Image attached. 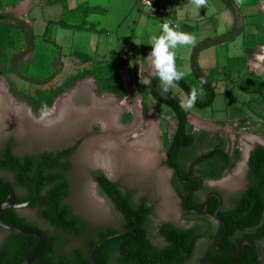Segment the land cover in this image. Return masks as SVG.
I'll return each instance as SVG.
<instances>
[{"label": "rangeland", "instance_id": "1", "mask_svg": "<svg viewBox=\"0 0 264 264\" xmlns=\"http://www.w3.org/2000/svg\"><path fill=\"white\" fill-rule=\"evenodd\" d=\"M178 11L180 12V10ZM114 15L119 17V12H115ZM79 19L82 21V17ZM112 23L115 25L116 19ZM110 29H108L107 33H100L101 39L102 42L111 39L112 44H114L117 40L116 28ZM260 29V25L255 28L256 31H260ZM31 31L30 28L23 29L16 24L0 22V83L4 82L7 86V93L15 98L14 101L12 100V105L16 107L23 105L27 108H32V114L41 118L54 109V106L57 105L55 101L68 95V92L78 82L81 84L87 83L91 86L92 90L96 91L99 97L115 96L119 101L128 104V109L120 120L121 126L126 125L128 128H131L134 125L133 127L136 129L143 126V128L146 127L147 129L148 122L153 120L160 130V137L158 136L161 141L159 152L162 157L165 156L176 130V118L171 109L165 105L156 103L153 98L149 97L148 89L144 86L148 81L142 80L141 83L136 84L138 90L135 89L133 77L127 74V66H123L124 68L121 70L119 69L121 80L118 79L119 66L109 55H105L104 57L103 50H100L98 53H91L94 59L71 55L70 59L65 61L66 69L62 74L61 69H57L56 67L60 66L56 64L55 58L58 48H75L76 42L72 41L70 43L68 41L69 36L62 38L58 36V32L60 33L61 31L58 28H52L51 34L45 37L43 35L40 36L37 29L35 37L36 54L33 56L30 55L31 47H33ZM260 37L264 38L262 32H260ZM234 40L230 39L229 46L227 47L230 50V55L242 57L239 60L233 61H236L234 63L235 69L241 68V75L235 79L233 84L234 86L236 84L238 86H236V92L229 93L227 100L220 94L211 108L193 110L202 116L214 114L221 118L223 116L222 111L225 108L224 105L228 103L230 106L235 107L233 109V118L229 123L215 122L216 124L209 123L203 126L199 124L200 122L197 121L198 118L193 112H190V133L197 136V141L182 156L184 164L189 165L196 156L205 153L221 141L224 142L226 151L229 153L236 151L237 162L230 174L225 175L220 181H208L204 188L206 193L215 189V187H224L223 193L228 197V201H230V191L226 189V186L236 189L245 181L251 151L259 145L264 146V142L261 143L260 141H264V45L262 48L258 47V51L256 50L260 57L250 59L249 64L245 67L243 58L245 56V46L251 48L255 39L245 36L237 39L235 42ZM84 42L86 40H82L78 44L86 48L87 44ZM201 43H198L196 47L200 46ZM227 48L223 50V53H227ZM66 54L67 52L64 53V55ZM261 56H263V59ZM206 62L209 64L202 62L203 69L214 83L216 81L214 79L215 75L219 74V72H216V69L211 67L216 64L217 60L213 58L212 61ZM232 66L233 63L230 61L228 70ZM244 67L245 69H243ZM180 70L185 73V78L191 84H194L195 77L194 74L191 76L192 70L190 64L187 62ZM169 93L180 100L184 99L185 102L187 101V95L177 85ZM37 104L40 109L33 107ZM43 110L45 111L43 112ZM214 110L218 112L215 113ZM142 116L145 118L144 122L142 121ZM82 126L85 127V125ZM124 133L121 134L123 139L127 143H131L133 135L127 134L123 136ZM202 133H206L208 138L202 140ZM129 134H132V132H129ZM43 135L39 133H29L26 135L14 123L3 124L1 126L0 147L2 149L7 141H13L17 151L32 153L54 144L50 133H44ZM122 171L114 172V174L118 173L126 186L130 187L135 193L151 194L155 198L157 211L150 222V227H156L157 224L168 219H175L178 216L180 213L179 199L169 184L172 176L171 170L167 167L156 168V173H152V175H146L136 169ZM0 176L9 177L8 174L2 172H0ZM230 178H234L235 180L233 179L228 183H224ZM228 205L231 206L232 203L228 202ZM30 214L32 216L31 212ZM88 216L92 218L91 215ZM154 232L150 231V237L154 238ZM82 244L81 239L72 238L66 242L63 248L65 251H71L79 249ZM201 247L202 245H200ZM196 259L197 257L191 264H195Z\"/></svg>", "mask_w": 264, "mask_h": 264}, {"label": "flooded vegetation", "instance_id": "2", "mask_svg": "<svg viewBox=\"0 0 264 264\" xmlns=\"http://www.w3.org/2000/svg\"><path fill=\"white\" fill-rule=\"evenodd\" d=\"M79 84L80 82H78L77 85L68 92V95L70 92L76 90ZM92 94V98H102L97 95L95 90H92ZM88 95H77L75 100L76 102H78L77 100H90L89 98H91V95L89 93ZM44 111L45 110H43V112ZM124 114L125 111L121 116H124ZM67 115L66 117L68 118L65 117L62 122L46 129H37V131L27 132L19 128L26 135L29 133H39L44 136V133H50L52 138L51 140L54 141V144L50 145L49 147L36 150L32 153H22L17 151L13 141H7L2 149L0 147V160L4 157L3 155L9 142L12 143L13 154L16 157L21 158L22 162H25L26 158L33 159L32 164H27L24 167H21V171L19 172L5 169L0 165V172L9 175V177L0 176V180L4 179L11 182L16 192L17 201L20 203L33 200L37 196L38 189L40 198L34 205L28 208L15 209L14 211L17 213L19 218L24 220L25 223L22 225L38 227L43 230L46 235V240L47 233L62 237V240L57 242L58 254L56 257L58 259L75 252L76 249L65 251L63 248L66 242L72 238L81 239L83 244L79 249L88 252L87 242L90 238L101 242L102 240L114 236L120 232H125L124 234L115 237L106 243L107 247L100 254V257L106 262V264H163V262L166 260V257L163 255V253H159V255H153L150 248L145 246L143 243V237L140 231H148L147 239L151 241L154 247L160 251H164L170 246V243L160 232L170 231L169 229L162 227L165 224H170L172 227L178 230H191L194 234H203V236L196 242L191 258H189L185 264H191V262L195 261L196 257L197 259L195 264H197L198 261L203 258L214 260L213 257H211L212 253L218 257L227 255L224 252L214 251L213 248L215 240L221 237L224 232L220 231V228H223V224L216 220L215 214L212 216L210 213L211 200L213 198L217 200L219 208V198L216 196H212L210 198L209 211L206 215L195 213L194 211H203H199L189 205V200L191 197H193L200 202H207L208 194L210 192L216 191L219 192L223 198V207L220 212L231 209L234 206L236 200H238L251 185L249 164H247L245 181H243V183L238 188L231 189L229 186H226V189L230 191V201H228V197L223 193L224 187L218 186L206 193L204 188L206 187L205 185L208 181H220L225 175L230 174L232 169H227L223 178L217 180L205 179L200 173H196L192 181H198L199 187L187 189L184 196H182L175 186V180L178 179V175L181 177L180 173L183 174V168L173 165L171 162H169L172 152L170 145L167 148L165 156L162 157L161 153L159 152V147L161 146V141L159 139L160 146L152 148L156 152V159L152 166L148 169L140 166L138 163H130L121 168H116L114 165V167L108 170L101 165L97 158H95V152L98 150L96 147L97 143L100 142V147L103 149L106 155H109V150L114 146L112 140H121L119 141V144L121 143V147H125L126 144H132L134 142L135 135L129 134V131H127L129 128L126 125L122 126L121 130H117L113 126L110 127L101 118L70 119L72 117ZM121 116L119 118V122H121ZM144 120L145 118L142 116V121L144 122ZM82 125H85V127ZM133 126L131 128H134ZM142 128L143 126L141 128L137 127V129L134 128V130H137V133L141 135L144 133L146 127L143 129ZM158 131L160 132L159 129ZM123 133V136H126L127 134L133 135V141L131 143H127L121 136ZM45 154L50 155L46 161H44V158L42 157ZM110 166H112L111 163ZM160 167H167L172 172L169 184L179 199L180 213L175 219H168L157 224L156 227H150V222L154 218V215L157 211L155 198L151 194L147 195L139 192L135 193L130 187L123 183L118 173L114 174V172H121L122 170V172H124L126 170L128 171L131 169H136L146 175H152V173H156V168L159 169ZM101 175L105 176L111 183L116 184L118 186V190L123 195L119 196L116 194L115 197H111L110 195L106 194L99 182V177ZM180 181L182 182V186L184 188L192 183L191 180L183 181L181 178ZM65 185L67 189L66 195L64 193ZM53 190H56L55 193L50 195V192ZM112 190L113 192H116L114 189ZM187 193H190V195L186 204V209H189L190 211L185 210L182 206ZM228 202H231L232 205L229 206ZM144 203L146 205L142 207V204ZM131 205L134 206V209L131 208ZM59 206L62 208L68 207L70 210V214L66 212L63 213L65 215V219L60 215L55 216L57 222L63 225L62 227L54 224L49 218L44 216L45 212L53 216L52 209L55 208V211L57 212ZM146 207H152V212L148 216L146 227L143 228L141 227L140 219L143 217ZM30 212L32 213L33 217L31 216ZM88 215H91L92 218ZM75 220H78L77 226L80 228V230L84 231L81 236L70 235L65 232L68 230L64 227V225L71 226ZM208 229H210V231H207ZM150 231H155L153 233L154 238L150 237ZM258 231L260 230L232 231V236L227 242L231 248L222 246L224 243H226V239L229 236V231H227L225 238L219 243L217 249L219 251L230 250L237 252L238 244L243 239L252 240L260 244L264 249V236H261ZM11 233L13 232L0 228L1 251L6 247L7 244L11 242ZM35 239L37 244L39 239L37 237H35ZM200 245H202L201 248ZM234 246H236V249H233ZM252 250L258 253L259 260V251L248 244L242 246L241 255L239 257H242L247 251L252 253ZM201 252L203 253L199 256Z\"/></svg>", "mask_w": 264, "mask_h": 264}, {"label": "crops", "instance_id": "3", "mask_svg": "<svg viewBox=\"0 0 264 264\" xmlns=\"http://www.w3.org/2000/svg\"><path fill=\"white\" fill-rule=\"evenodd\" d=\"M155 1L169 6L171 13L163 17L153 16L143 8L139 0H0V15L9 16L7 20H0V22L12 23L23 29L30 28L32 30L33 47H31L30 55L33 56L36 54L37 29L38 34L44 37L51 34L52 28L61 30L57 34L61 38L69 36L68 41L76 42V47L64 49L59 47L55 57L56 64L60 65L56 67L61 69L62 74L66 69L65 61L70 59L71 55L94 59L91 53L103 50L104 57L105 55L112 57L120 70L127 66V74L133 77L134 87L138 90L137 85L142 80L148 81L144 85L148 88L150 77L153 76L151 61L147 58L152 50L150 29H157L160 24H163V19L173 21L178 31L189 32L195 37L194 43L191 45L177 47L176 65L178 70L184 67L187 62L192 70V58L198 43L213 40V44H211L213 46L210 45L199 52L198 62L203 68L202 62L209 64L206 61H212L213 58L217 60L213 67H207L219 72L214 78L218 93L217 99L221 94L227 100L229 93L236 92L237 84L236 86L233 84L235 79L241 75V68L235 69L236 61H233L242 57L231 56L230 50L227 48L229 40L219 38L233 30H238L233 38L234 42L245 36L255 39L251 48L245 46V56L243 57L245 67L249 64L250 59L260 57L257 48H262L264 45V38L260 37V32L264 35V0H231V4H228L226 0H206V6L199 9L190 1ZM115 12H119V17L114 15ZM100 14L102 15L100 16ZM80 17H82V21L79 19ZM114 19H116L115 25L112 23ZM258 25L261 26L260 31L255 30ZM113 27L116 28L117 34L115 43L112 44L111 39L102 42L100 33H107L108 29ZM82 40H86L84 42L87 44L86 48L78 44ZM226 48L227 53H223ZM65 52H67L66 55H64ZM261 58L263 59V56ZM230 61L233 66L228 70ZM191 76H193V70ZM192 86L199 88L196 81ZM230 99L232 100L231 96ZM224 107L221 118L214 114L202 116L193 111L196 108L187 111L193 112L198 118L199 124L205 126L209 123L216 124L215 122L229 123L233 118L235 107L228 103H225ZM214 112L218 111L214 110Z\"/></svg>", "mask_w": 264, "mask_h": 264}, {"label": "trees", "instance_id": "4", "mask_svg": "<svg viewBox=\"0 0 264 264\" xmlns=\"http://www.w3.org/2000/svg\"><path fill=\"white\" fill-rule=\"evenodd\" d=\"M189 1L190 0H183V2ZM226 1L228 4H231V0ZM8 18V15H0V20H7ZM28 33L30 35L29 31ZM237 33L238 30H233L229 34L224 35L219 39L230 40L235 38ZM211 44H213V40H206L201 43L200 46L196 47L192 58V70L195 81L199 85V88L201 85L203 87V95L198 96L197 102L193 107L196 109H206L212 107L218 96L216 85L209 79L206 71L200 66L198 62L199 52L209 47ZM118 79H120L119 68ZM176 85L183 92H185L187 97L190 90L194 88L186 78L181 80ZM147 89L148 95L151 96L154 101L167 106L175 114L176 130L170 142V149H172V152L169 162H171L173 165L183 168V174L180 173L181 177L178 175V179L175 180V186L182 196H184L187 189L199 187L198 181H192L196 173H200L205 179L217 180L223 178L227 169L234 168L237 162L236 151L232 153L226 151L223 141L216 144L213 148L209 149L205 153L196 156L189 165H185L182 160L183 153L193 147L197 141V136L193 133H190V113L187 110L181 109L179 98L161 91L160 82L154 77V75L150 77V83ZM33 107L40 109L38 104L34 105ZM201 138L202 140H205L208 138V135L206 133H202ZM3 156L4 157L0 160L1 167L15 172L21 171V167H24L27 164H32L33 162L32 158H26L25 162H22L21 158L16 157L12 152L11 142L8 143L7 149ZM42 157L44 158V161H46L50 155L45 154ZM248 164L250 168L251 179L250 187L238 200H236L234 206L231 209L220 212V216L226 221L229 231V236L226 239V243L222 245L223 247L231 248L227 242L232 236V231L257 229L260 230L258 233L261 234V236H264V146L259 145L251 151ZM180 178L183 181L191 180L192 183L184 188ZM99 182L102 186V189L105 190L106 194L110 195L111 197H115L116 194L119 196L123 195L118 190V186L111 183L105 176L101 175L99 177ZM112 189H114L116 192H113ZM55 191L56 190L50 192V195L55 193ZM64 193L65 195L67 194L66 185ZM8 196V187L6 185H0V204L4 203ZM145 205V203L142 204V207ZM189 205L199 211H204L206 208V202H200L193 197L190 198ZM131 208L134 209V206L131 205ZM217 208L218 201L213 198L210 202V213L212 216L217 211ZM137 211L139 212L138 209ZM64 212L70 214L69 208H62L59 206L57 212L55 211V208L52 209L53 216L47 212L44 213V216L49 218L54 224L62 227L63 225L57 222L55 216L60 215L65 219V215L63 214ZM151 212L152 207H146L143 217L140 219L141 227H146L148 216L151 214ZM1 218L7 222L18 225L25 223L23 219L19 218L14 210L3 212L1 214ZM77 222L78 220H75L71 226L64 225V227L68 230L65 232L70 235L81 236L84 231L80 230V228L77 226ZM162 227L170 230L160 231L170 243V246L167 249L160 251L154 247L151 241L147 239L148 231H140V233H142L143 243L145 246L150 248L153 255H159V253H163V255L166 257V260L163 262V264H185L186 261L191 258L196 242L203 236V234H194L191 230H178L172 227L170 224H165ZM207 231H210V229ZM220 231H223L222 227L220 228ZM61 240V236L47 233V246L42 255L33 264H93L90 257V252L99 243V241L90 238L87 242L88 252H85L82 249H76L72 254L58 259L56 257L58 254L57 242ZM35 245V237L11 233V242L7 244L2 251L0 250V264H22ZM106 247L107 244L103 245L95 253L96 259L100 264H106V262L100 257V254L103 252V250H105ZM233 249H236V246H234ZM211 257H213V259L219 264H257L258 262V253L255 251L252 253L247 251L242 257L239 258H234L229 255L218 257L213 253L211 254Z\"/></svg>", "mask_w": 264, "mask_h": 264}, {"label": "bare ground", "instance_id": "5", "mask_svg": "<svg viewBox=\"0 0 264 264\" xmlns=\"http://www.w3.org/2000/svg\"><path fill=\"white\" fill-rule=\"evenodd\" d=\"M7 86L4 82L0 83V115L1 126L3 124H16L20 129L31 132L37 129H46L63 121L67 116L70 119L81 118H101L110 127H115L121 130L119 118L128 108V104L119 101L115 96H106L102 98H92V89L87 83H80L76 90L70 92L69 95L61 97L57 101V105L48 114L38 118L31 113V110L23 105L18 107L12 105V100L15 98L7 93ZM91 95L90 100H77V95ZM89 96V95H88ZM76 117V118H75ZM122 117V116H121ZM68 118V117H66ZM135 135V140L132 144H126L121 147V140H112L113 148L109 150V155H106L100 147V142L97 143V151L95 158L108 170L112 167L121 168L130 163H138L146 169L150 168L156 159V152L152 149L159 147V131L153 120L148 122V128L143 134H138L134 128H129L127 131ZM114 139V138H113ZM118 141V142H117ZM263 143V140H260ZM103 144V143H101ZM104 145V144H103ZM104 147V146H103ZM105 149V148H104ZM111 161V162H110ZM110 163L112 166H110ZM242 170V169H241ZM238 175V174H237ZM236 179V177H234ZM234 179V180H235ZM233 179H228L224 183H228Z\"/></svg>", "mask_w": 264, "mask_h": 264}, {"label": "clouds", "instance_id": "6", "mask_svg": "<svg viewBox=\"0 0 264 264\" xmlns=\"http://www.w3.org/2000/svg\"><path fill=\"white\" fill-rule=\"evenodd\" d=\"M197 9L206 6V0H190ZM150 46L152 48L148 55L151 61L153 75L160 82L163 93H169L181 80L185 78V73L178 70L176 65V49L178 46H188L194 43L195 37L186 31H178L176 26L163 23L157 29H150ZM203 95V87L192 88L187 101L180 100V107L183 110L191 109L195 106L198 96Z\"/></svg>", "mask_w": 264, "mask_h": 264}, {"label": "water", "instance_id": "7", "mask_svg": "<svg viewBox=\"0 0 264 264\" xmlns=\"http://www.w3.org/2000/svg\"><path fill=\"white\" fill-rule=\"evenodd\" d=\"M29 109L31 110V108H29ZM167 156H168V154H167ZM249 158H250V155H249ZM0 185H6L9 189V196H8L7 200L4 203L0 204V215L3 212L9 211V210L23 209V208L31 207L40 198L39 197V191L37 189V196L33 200H31L29 202H25V203H20L17 201L16 192H15L11 182H9L8 180L1 179ZM189 195H190V193L186 194V198L182 204L183 208L187 211H190L189 209H186V204L188 202ZM212 196H216L220 200V206L217 209V211L215 212V218L217 221H219L223 224V231H224L223 235L215 240L214 245H213L214 251L224 252L231 257L238 258L241 255L242 246L245 244H248V245L252 246L253 248L257 249L260 253V257H259L257 264H263V262H264V249H263V247L260 244L254 242L252 240H249V239H243L239 242L237 252H233L230 250H222V251L220 250L219 251L217 249V246L225 238L227 231H228V228H227L225 221L219 215V212L223 207V198H222L221 194L219 192H216V191L210 192L208 194L205 210L203 212H198V211H194V212L197 214L206 215L209 211V200ZM0 228L7 230V231H10V232H13V233L37 237L39 239L38 243L33 247V249L30 251L29 255L26 257V259L23 261L22 264H33L42 255V253L44 252V250L46 248V244H47L46 235H45L44 231L38 227L11 224V223L6 222L5 220H3L0 217ZM124 233L125 232H120L114 236H111V237L104 239L101 242H99L92 249V251L90 253L93 264H100L98 262V260L96 259V256H95L96 251L100 247H102L104 244H106L109 240H111L115 237H118ZM197 264H219V263L216 262L215 260H211L209 258H203V259L199 260Z\"/></svg>", "mask_w": 264, "mask_h": 264}, {"label": "built area", "instance_id": "8", "mask_svg": "<svg viewBox=\"0 0 264 264\" xmlns=\"http://www.w3.org/2000/svg\"><path fill=\"white\" fill-rule=\"evenodd\" d=\"M143 8L153 16L163 17L171 13V8L167 5L156 2L155 0H139ZM163 23L175 25L173 21L163 19Z\"/></svg>", "mask_w": 264, "mask_h": 264}]
</instances>
